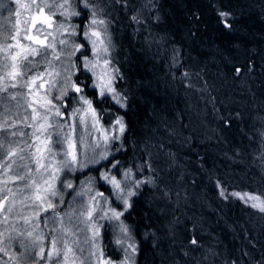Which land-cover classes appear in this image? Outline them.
<instances>
[{
  "label": "trees",
  "instance_id": "1",
  "mask_svg": "<svg viewBox=\"0 0 264 264\" xmlns=\"http://www.w3.org/2000/svg\"><path fill=\"white\" fill-rule=\"evenodd\" d=\"M127 4L125 9L116 0H105V18L112 21L109 30L116 45L113 62L124 76L117 84L128 94L132 113L131 131L125 133L123 148L115 155L125 167L148 160L158 170V186L142 187L139 197H133L139 200L136 211L124 221L142 253L135 255V264H190L192 256L199 259L209 250L216 256L205 264H264V213L239 200L223 201L215 187L221 180L230 190L264 199V0H159L160 26L153 25L152 32L157 39L165 37L160 43L153 42L147 31H136L140 25L130 20L141 0H127ZM213 5L235 14L233 34H225ZM12 10V0H0L4 21ZM193 12L199 13V21L190 19ZM82 16L73 17L71 23L83 26ZM75 39L81 42L79 36ZM173 46L180 50L182 69L169 67ZM237 66L245 69L239 78L233 72ZM183 71L199 72L202 79L193 75L181 83L173 78V72L180 77ZM76 75L85 79L79 72ZM205 84L208 92L199 91ZM209 94L215 97L218 112L208 102ZM0 95L7 97V93ZM99 108L114 111L107 103ZM230 114L233 122L226 128L220 116ZM7 115L14 118L15 108ZM107 120L105 114V127ZM95 167L74 173L75 190L65 197L89 176L97 177L94 190L107 196L110 186L98 179ZM150 176L148 169L140 174L141 179ZM17 185L22 187L23 182L9 183L14 191ZM103 225L99 244L104 259L119 262L123 255L114 243L113 229L106 220ZM40 228L44 230L42 224ZM192 236L201 245L196 252L188 243Z\"/></svg>",
  "mask_w": 264,
  "mask_h": 264
},
{
  "label": "snow or ice",
  "instance_id": "2",
  "mask_svg": "<svg viewBox=\"0 0 264 264\" xmlns=\"http://www.w3.org/2000/svg\"><path fill=\"white\" fill-rule=\"evenodd\" d=\"M116 2L127 9V0H116ZM16 3L19 5L20 0H16ZM24 7L36 9V16L31 20L33 27L39 22L51 28L53 17L57 12L64 19L56 24V32L60 36L58 40L51 32H48L43 40L39 39L42 31L40 28H37L36 36L28 35L31 29L27 27V20L24 21L25 29L22 34L21 21L17 19L12 25L10 34L4 35V42L0 44L4 52L3 68L5 69L4 76H0L2 82L0 93H7V97L0 95V108H2L0 175L5 177L0 181L3 184L0 188V213H6L4 221L7 222L8 215L13 213L17 204L16 196L25 190H28L30 195L23 196L19 203L21 207L27 206L33 209L32 216L22 217L25 225L35 219V230L41 213L51 212V215L44 216V227L49 228L51 225L48 232V236L51 237L50 246L47 252L43 244L44 232L35 236L30 245L20 241V247L24 248L25 252L29 247L39 248L35 253V257L39 259L36 260L34 257V264H40L41 261L60 264L61 256L66 261L70 252L74 254L71 245H75L76 250L82 254L85 249L80 246L81 243L86 245L88 250V256L81 261V264H85V261L91 264L93 258L98 264H135V255L142 253L133 240L130 227L124 221L136 211L139 200H133V197H139L142 187L158 186L156 179L158 170L148 160L143 164L125 167L115 155L123 148L125 133L131 131L132 113L128 94L117 84V81L124 80V76L113 62L112 51L116 45L113 33L109 30L112 21L105 18V0H62L59 3L57 0H52L51 3L46 0L36 3V0H32L31 4ZM159 7V0H141L140 7L133 8L134 14L130 17L134 24L140 25L136 31H147L152 41L156 43L165 39V37L157 39L158 34L152 32L153 25L160 26ZM213 7L225 34H233L235 14L219 5ZM45 8L49 9L51 15H44ZM15 16H20L19 10L15 11ZM81 16L83 26L71 23L73 17ZM199 18V13L196 12L190 17L195 21H199ZM77 36L80 37L81 42L76 41ZM49 37L52 39L49 40ZM145 39L147 42L148 37ZM23 41L34 42L38 47ZM89 45L92 58L87 54ZM13 49L17 50L13 51ZM77 53L80 55L77 56ZM35 57H39V60H35ZM170 60V69L184 68L180 50L175 46L171 49ZM100 61L103 62L104 67L97 72ZM243 71L245 69L242 67H233L237 78ZM247 71H252L251 64L247 67ZM76 72L85 79L81 80ZM172 75L181 83L190 80L193 75L202 79L199 72L193 74L190 71H183L180 77H176L175 72ZM45 84L48 85L47 89ZM187 86L195 87V85ZM54 88L57 95L53 97L51 94ZM9 89L20 90L11 92ZM41 89H45L43 94L40 93ZM199 91L208 92L207 84ZM69 92L73 95L69 96ZM209 96L208 102L213 105V111L218 112L215 107V97H211L210 94ZM106 103L114 111L109 113L108 109H98L99 105ZM71 105L75 106L70 108ZM13 107L14 118L7 115L13 111ZM105 114L108 115L107 127L102 124ZM236 116L238 118L239 114L237 113ZM220 119L226 128L233 122L231 114L228 117L220 116ZM29 129L30 131H26ZM114 145L118 146L114 147ZM57 157L60 159L57 160ZM96 165L100 167H95ZM93 167L99 174L98 179L110 186L106 189L108 195L94 191L97 177L89 176L86 182H81V190L76 191L73 197L74 203L77 197L81 198L78 202L79 207L69 204L68 210L61 211L60 207L65 203V193L61 189L75 190L73 180L67 177L61 179V174L65 171L74 174ZM133 168L136 169L135 172ZM113 169L116 174H112ZM145 169L150 170L153 176L141 179L140 174ZM118 176L122 179H118ZM209 179L211 180L212 177ZM16 181L23 182V186L17 185L14 191L13 188L8 187V184L10 182L15 184ZM57 182L60 183V188H57ZM215 187L218 197L223 201L239 200L264 213V199L261 195L230 190L231 186L221 180H216ZM164 195H168L166 187ZM85 196H87L86 201L83 199ZM6 203L7 207H5ZM103 220L108 221L109 227L112 222H117L119 235L116 236L114 243L124 253L119 262L104 259L99 244L101 228L105 227L100 223ZM193 227L196 225L194 224ZM169 231L172 233L174 226L170 227ZM81 235L84 237L83 241L79 239ZM27 236L33 237V233L29 231ZM8 239L11 241L15 237ZM188 243L189 246H193L191 252H196L201 247L195 236H192ZM0 252L7 255V246L0 247ZM184 255L189 256L190 253L186 251ZM20 256L24 257L25 253H20ZM214 256L216 253L209 250L199 259L192 256L190 264H205V261ZM11 258L17 259L15 255Z\"/></svg>",
  "mask_w": 264,
  "mask_h": 264
},
{
  "label": "rangeland",
  "instance_id": "3",
  "mask_svg": "<svg viewBox=\"0 0 264 264\" xmlns=\"http://www.w3.org/2000/svg\"><path fill=\"white\" fill-rule=\"evenodd\" d=\"M32 0H20V4L18 5L16 3V0H12V6H13V10L12 13L10 14L11 17H7L8 21H4L3 18L0 15V41L3 39V36L6 32V29L8 28L6 35L10 34L11 32V28L12 25L15 23V21L17 19H19L21 21L20 24V29H21V33H24V29H25V25H24V21L27 20L28 24L27 27L31 29L30 32H28V35H32V36H36L37 35V28L42 29L41 34L39 35V39L43 40L44 36L48 33L51 32L53 37H56V39L58 40L60 38L59 34L56 32V24L59 23L60 19L57 18V16H60L59 13L57 12V14L53 17V21H52V27L49 28L47 24H43L41 25L39 22H37L36 26L33 27L32 26V17L36 16V9L34 7H24V5H29L31 4ZM46 2L51 3L52 0H46ZM57 2H62V0H57ZM36 3H41V0H36ZM19 10L20 12V16L17 17L15 16V11ZM52 11H55V9H52ZM44 15H51V12L49 11L48 8L44 9ZM52 37H49V40H51ZM4 42V41H3ZM3 42H0V44H3ZM11 43H14V41H9ZM23 43L26 44H32L33 46L38 47V45H35L34 42H30V41H23ZM47 43V41H46ZM92 58V56H91ZM35 60H39V57H35ZM8 63H11V61H8ZM3 64H4V52L3 49L0 48V76H4L5 74V69L3 68ZM103 62L100 61V63L98 64L97 67V72H100L103 69ZM2 83V82H0ZM48 85L45 84V89H47ZM45 89H41L40 93L43 94ZM53 97L55 95H57V92L55 90V88L52 91L51 94ZM29 111H31L29 109ZM55 139V137H54ZM58 150V148H57ZM60 158L57 157V160H59ZM72 175L71 173H67L66 171L64 173L61 174V179H64L65 177L72 179ZM3 179H5V177H3L2 175H0V181H2ZM39 179V178H37ZM86 182V181H83ZM81 186V185H80ZM86 186V185H85ZM3 187V184L0 183V188ZM9 187V184H8ZM57 188H60V183L57 182ZM81 187L77 190L80 191ZM61 191H64V200L65 203L64 205H62L60 207L61 211H66L68 210L69 204H72L73 207L78 208L79 207V200L81 198L77 197L76 198V202H73V197L75 196V193H73L72 195L65 197L67 191L69 190H63L61 189ZM95 191V190H94ZM25 191L22 194H18L16 196V201L17 204L14 208V211L12 214L8 215V219L7 222L4 221V216L6 215V213H0V247H5L7 246V252L8 254L5 255L3 252H0V264H12L9 263L8 261L4 260L1 258V255L4 256L5 258H10V260L14 261V262H18V263H23V264H34L33 262V258L35 257V253L39 251V248H28V251L25 252L24 248L20 247V241H23L25 245H30L32 239L37 236L40 232H44L47 233V236L45 237L43 244L44 247L48 246L49 248V241L50 238L48 236V232L50 230L51 225L49 226V228H45L44 227V216L45 215H51V212L49 211V213H41L40 217L38 218L39 223H38V227H35L34 230V225H35V219L33 221H31L28 225L24 224V221L22 219L23 216H32L33 215V209L30 207H21L20 205V200L23 199V196L25 195H30V192H26V194H24ZM253 195V194H252ZM85 201L87 200V196H85L83 198ZM56 200H58V197L56 198ZM56 200H54V202H56ZM5 207H7V203L5 204ZM103 221H100L101 224H103ZM116 223L111 225L112 227V232L116 238L117 235H119V231L116 228ZM43 226L44 230H42L40 228V226ZM31 231L33 233V237H28L27 236V232ZM19 233H24V235H19ZM88 235H91V233H88ZM9 237H15V239H12L11 241H9ZM47 238V239H46ZM75 238V237H73ZM79 239L81 241H83L84 237L83 235H81L79 237ZM47 240V243L45 245V241ZM60 247H63V245H59ZM73 247L74 250V254L73 252H70L68 254V259L65 261L63 259V256H61L60 259V264H81V261L84 260L85 257L88 256V250H87V246L84 245L83 243H81V247H83L85 249V251L81 254L78 250H76L75 245H71ZM25 253L24 257L20 256V253ZM15 255L17 257L16 260H13L11 257ZM122 255L124 256V253L122 252ZM36 260H38V257H35ZM40 264H51V262H40ZM85 264H87V261H85ZM91 264H98V261L93 258L91 261Z\"/></svg>",
  "mask_w": 264,
  "mask_h": 264
}]
</instances>
